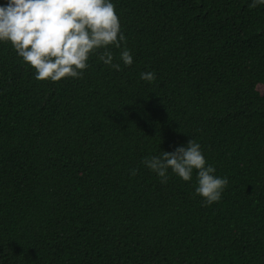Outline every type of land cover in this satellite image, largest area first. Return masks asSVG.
<instances>
[{
  "label": "trees",
  "instance_id": "obj_1",
  "mask_svg": "<svg viewBox=\"0 0 264 264\" xmlns=\"http://www.w3.org/2000/svg\"><path fill=\"white\" fill-rule=\"evenodd\" d=\"M111 2L119 71L93 55L38 81L0 42V264H264V5ZM190 139L228 178L219 202L195 170L165 184L143 164Z\"/></svg>",
  "mask_w": 264,
  "mask_h": 264
},
{
  "label": "clouds",
  "instance_id": "obj_2",
  "mask_svg": "<svg viewBox=\"0 0 264 264\" xmlns=\"http://www.w3.org/2000/svg\"><path fill=\"white\" fill-rule=\"evenodd\" d=\"M259 5L264 0H252L249 7ZM0 42L11 43L23 62L35 69L38 81L83 78L93 55L119 71L120 64L113 63L114 54L109 50L113 47L121 49L119 59L125 66L133 64L111 0H6L0 4ZM140 77L147 82L156 78L154 72H142ZM143 164L165 184L169 170L185 182L192 180L195 170V194L206 206L219 202L228 185V178L215 175L216 168L207 164L195 139L172 152L145 157ZM137 171L132 169L131 174L135 176Z\"/></svg>",
  "mask_w": 264,
  "mask_h": 264
}]
</instances>
